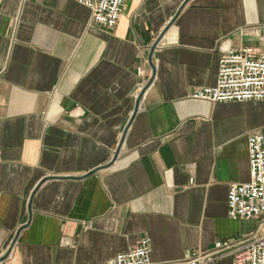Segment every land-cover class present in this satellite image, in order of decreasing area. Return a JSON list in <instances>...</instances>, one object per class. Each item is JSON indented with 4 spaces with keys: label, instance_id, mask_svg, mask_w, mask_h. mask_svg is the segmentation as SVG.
<instances>
[{
    "label": "crops",
    "instance_id": "0c3cea01",
    "mask_svg": "<svg viewBox=\"0 0 264 264\" xmlns=\"http://www.w3.org/2000/svg\"><path fill=\"white\" fill-rule=\"evenodd\" d=\"M226 40L264 50V0H126L112 28L77 0H0L1 264H106L144 238L176 261L246 239L257 220L227 200L251 178L264 100L192 96Z\"/></svg>",
    "mask_w": 264,
    "mask_h": 264
},
{
    "label": "built area",
    "instance_id": "2783aa9c",
    "mask_svg": "<svg viewBox=\"0 0 264 264\" xmlns=\"http://www.w3.org/2000/svg\"><path fill=\"white\" fill-rule=\"evenodd\" d=\"M77 1L91 9L94 23L112 28L118 23L126 0ZM221 51L216 84L198 88L192 96L211 102L264 100V50L235 48L226 40ZM248 143L251 178L231 185L227 200L230 218L257 220L246 239L218 241L208 252L196 251L184 259L155 262L150 239L144 238L106 264H209L224 254L233 256V264H264V131L251 132ZM193 182L191 178L190 183Z\"/></svg>",
    "mask_w": 264,
    "mask_h": 264
},
{
    "label": "water",
    "instance_id": "95a60500",
    "mask_svg": "<svg viewBox=\"0 0 264 264\" xmlns=\"http://www.w3.org/2000/svg\"><path fill=\"white\" fill-rule=\"evenodd\" d=\"M159 40H160V39H158V40L154 43V45H153V47H152V49H151L150 61H152V56H153V54H154V51H155V49H156V46H157L158 43H159ZM141 97H142V94L139 95V102H140ZM19 232H20V231H19ZM7 255H9V253H7ZM7 255H6V256H7Z\"/></svg>",
    "mask_w": 264,
    "mask_h": 264
}]
</instances>
